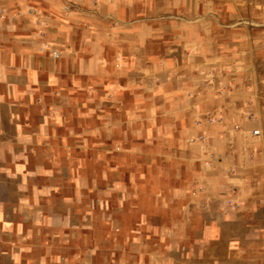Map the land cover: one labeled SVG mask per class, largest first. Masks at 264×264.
Returning <instances> with one entry per match:
<instances>
[{
    "label": "rangeland",
    "instance_id": "374dc122",
    "mask_svg": "<svg viewBox=\"0 0 264 264\" xmlns=\"http://www.w3.org/2000/svg\"><path fill=\"white\" fill-rule=\"evenodd\" d=\"M263 36L264 0H0V264H264L263 120L228 80Z\"/></svg>",
    "mask_w": 264,
    "mask_h": 264
},
{
    "label": "crops",
    "instance_id": "0c3cea01",
    "mask_svg": "<svg viewBox=\"0 0 264 264\" xmlns=\"http://www.w3.org/2000/svg\"><path fill=\"white\" fill-rule=\"evenodd\" d=\"M195 42L196 45H199L198 41L196 40H191ZM115 52L121 51L120 49L122 48L120 46V43H115L113 46ZM133 47H138L136 45H133ZM172 47V45H170ZM260 51L264 52V36L258 41V46ZM253 48V47H252ZM256 48V46L254 47ZM261 52V53H262ZM192 54V53H191ZM118 55V54H116ZM136 56V55H134ZM197 56V55H196ZM194 56V57H196ZM198 57V56H197ZM256 59H260V57H255ZM195 67H190L186 71L181 70L177 71L178 73H184L183 78H178L177 80H180V84L182 87H186L189 89H196V90H203L205 81H203V77L200 75L198 70H194ZM173 73V71H172ZM171 73V84L172 82H176L174 79L175 77ZM228 73H233L235 74V77H230L228 78L229 83H230V88H236L237 85L242 86L245 88L247 96H246V101L245 105L250 107V111L253 113L255 107L260 108V114H261V119L263 120V127H264V68H253L251 65L245 66L243 68V71L237 72L236 69H232L228 71ZM242 74L244 75L243 78H239L237 75ZM209 104L206 102L205 95L203 93H200L197 95V98L194 103V108L192 109V114L197 115L202 112H205L206 110H209ZM258 126V124H255ZM212 232L213 236H215L217 230L211 229L210 227L208 228L207 233Z\"/></svg>",
    "mask_w": 264,
    "mask_h": 264
},
{
    "label": "built area",
    "instance_id": "2783aa9c",
    "mask_svg": "<svg viewBox=\"0 0 264 264\" xmlns=\"http://www.w3.org/2000/svg\"><path fill=\"white\" fill-rule=\"evenodd\" d=\"M253 133H254V134H259V130L255 129V130L253 131Z\"/></svg>",
    "mask_w": 264,
    "mask_h": 264
}]
</instances>
